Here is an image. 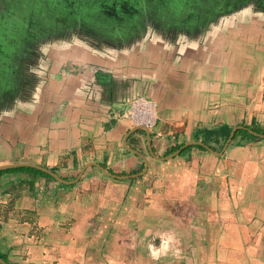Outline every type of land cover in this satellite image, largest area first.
I'll return each instance as SVG.
<instances>
[{"label": "crops", "instance_id": "0c3cea01", "mask_svg": "<svg viewBox=\"0 0 264 264\" xmlns=\"http://www.w3.org/2000/svg\"><path fill=\"white\" fill-rule=\"evenodd\" d=\"M241 29L179 59L158 43L56 55L34 100L1 111L0 167L69 184L0 174V264H264V39ZM132 89L156 103L152 129L122 117ZM224 126L249 135L204 143Z\"/></svg>", "mask_w": 264, "mask_h": 264}, {"label": "flooded vegetation", "instance_id": "af4514ba", "mask_svg": "<svg viewBox=\"0 0 264 264\" xmlns=\"http://www.w3.org/2000/svg\"><path fill=\"white\" fill-rule=\"evenodd\" d=\"M252 1L1 0L0 112L34 100L50 64L41 49L46 40L51 47L72 41L92 59H118L155 43L169 57H190L213 31L256 30L264 39V6Z\"/></svg>", "mask_w": 264, "mask_h": 264}, {"label": "rangeland", "instance_id": "374dc122", "mask_svg": "<svg viewBox=\"0 0 264 264\" xmlns=\"http://www.w3.org/2000/svg\"><path fill=\"white\" fill-rule=\"evenodd\" d=\"M1 1V0H0ZM185 0H183L184 2ZM259 3L260 6L263 5L264 6V1L262 0H253L252 3L255 4V3ZM0 5H1V2H0ZM252 10L249 11V13L251 12ZM242 15L241 11L239 12H235V16L234 18L236 19H240V16ZM248 18V17H247ZM251 21V18L249 19V22ZM223 31V30H222ZM221 30H218V31H213L215 33L214 36H212V39H211V36H209L208 38L206 37V39H208L209 41H207V44L209 46H212L214 44V42L217 40L218 37H220V34L222 32ZM197 33L199 34L200 32L197 31ZM194 39L196 40L197 37L194 36ZM211 39V40H210ZM199 40V39H197ZM49 40H46L45 43H43L41 46V49L46 53V57H49L48 58V61L50 63V65H54V63L56 62L57 63V60L58 58L56 59L57 56L61 57V53L67 49H69L70 47H73L74 49H77L79 45H76L75 46L72 44V41H70L71 43L70 44H67V46H64V42L63 41H56L58 43V45L56 46H52L48 43ZM73 45V46H72ZM66 49H65V48ZM51 48V49H50ZM72 48V49H73ZM51 50H53V52H51ZM78 50V49H77ZM57 55V56H56ZM41 75V74H40ZM134 243L135 246L134 248H132V252L134 253V255L138 258V259H145V260H150L149 257H144L143 254H142V250L139 249V247L142 245V241L138 240V239H133V241H130V245ZM144 243V242H143ZM138 245V246H137ZM154 246L157 247L158 246V241L157 242H154ZM171 258V257H169ZM172 262V261H170Z\"/></svg>", "mask_w": 264, "mask_h": 264}, {"label": "built area", "instance_id": "2783aa9c", "mask_svg": "<svg viewBox=\"0 0 264 264\" xmlns=\"http://www.w3.org/2000/svg\"><path fill=\"white\" fill-rule=\"evenodd\" d=\"M127 119L136 127L152 129L157 120V107L153 102L139 96L132 101Z\"/></svg>", "mask_w": 264, "mask_h": 264}, {"label": "trees", "instance_id": "16d2710c", "mask_svg": "<svg viewBox=\"0 0 264 264\" xmlns=\"http://www.w3.org/2000/svg\"><path fill=\"white\" fill-rule=\"evenodd\" d=\"M252 130H255V127H251ZM256 131V130H255ZM262 133L264 134V130H261ZM231 129L229 127H222V128H218V129H214V130H205L204 133V143L208 144L211 141L216 142L217 144L219 143H224L227 141L229 135H230ZM244 135H249L248 132L244 131V130H240L236 133L235 135V139L238 136H244ZM200 150H203L202 147H198ZM178 149V148H177ZM176 149V150H177ZM189 149V148H188ZM188 149H186L185 151H187ZM184 151V152H185ZM183 152V153H184ZM27 172L28 174H31L33 176H38V177H44L47 178L49 180H53V178L48 175L45 172L33 169V168H27V167H22V168H17V169H9V170H4V171H0V174H4V173H8V172Z\"/></svg>", "mask_w": 264, "mask_h": 264}, {"label": "water", "instance_id": "95a60500", "mask_svg": "<svg viewBox=\"0 0 264 264\" xmlns=\"http://www.w3.org/2000/svg\"><path fill=\"white\" fill-rule=\"evenodd\" d=\"M132 95H133V97H132V99H130V101H129L130 106H131L132 101H134L137 97L140 96V97H144V98H146L143 92H137L135 89H132ZM146 99L149 100V101H151V102H153V103L156 105V103H155L154 101H152V100H150V99H148V98H146ZM156 107H157V105H156ZM129 108H130V107H129ZM128 111H129V110H128ZM128 111H127V112H128ZM122 117H124V118L126 119V118H127V113L124 114ZM128 120H129V119H128ZM129 121H130V120H129ZM130 122H131V121H130ZM131 123H132V122H131ZM132 124H133V123H132ZM138 128L141 129V128H143V127H138ZM144 129H145V128H144ZM235 133H236V130L233 131V132L231 133V135H230V137H229V140H231V138H233V136L235 135ZM198 145L203 146V147H205L206 149H208L206 146H204L203 143H198ZM178 153H180V151L177 152V154H178ZM16 167H33V168H35V169H38V170H41V171L47 173L48 175H50L51 177H53L55 180H58V181H60V182H64V183H68V184H69V182L63 181L62 178H60L58 175L52 173V172L49 171L48 169H44V168H41V167H38V166H33V165L17 164V165L1 166V167H0V171H2V170H8V169L16 168ZM101 170H102L104 173L108 174V172H107L105 169H102V168H101ZM72 183H73V182H72ZM157 238H159V240H161V241H159V243H161V246H164V247H165V246H167V244H168V246L166 247V250H167V251H169V246H170V245L176 244V243H174V240H170V241H168L167 244H166V241H164L163 238H161V237H159V236H157ZM149 240L151 241V243H153L154 238L148 239L147 243H146L145 241H142V245H145L143 242H145L146 244H148ZM180 243H182V242H180ZM180 243H179V244H180ZM148 245H149V244H148ZM144 247H145V246H144ZM158 247H159V244H158ZM145 248H147V247H145ZM153 249L155 250L156 248H152L150 251H151L152 253H155L156 251H154ZM178 249H179V248H178ZM175 251H176V250H175ZM175 256H177V255H175ZM175 256H173V257H175ZM149 257H151V255H150ZM153 258H154V259L157 258L156 254L153 255ZM160 258H161V257H160ZM167 258L169 259V257H167ZM0 263H4L3 260H2L1 258H0Z\"/></svg>", "mask_w": 264, "mask_h": 264}]
</instances>
